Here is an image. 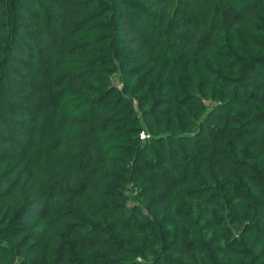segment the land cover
I'll list each match as a JSON object with an SVG mask.
<instances>
[{
    "label": "trees",
    "instance_id": "obj_1",
    "mask_svg": "<svg viewBox=\"0 0 264 264\" xmlns=\"http://www.w3.org/2000/svg\"><path fill=\"white\" fill-rule=\"evenodd\" d=\"M0 264H264V0H0Z\"/></svg>",
    "mask_w": 264,
    "mask_h": 264
},
{
    "label": "built area",
    "instance_id": "obj_2",
    "mask_svg": "<svg viewBox=\"0 0 264 264\" xmlns=\"http://www.w3.org/2000/svg\"><path fill=\"white\" fill-rule=\"evenodd\" d=\"M149 137V135L148 134H145V133H143L142 135H141V138H148Z\"/></svg>",
    "mask_w": 264,
    "mask_h": 264
}]
</instances>
